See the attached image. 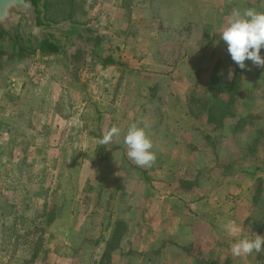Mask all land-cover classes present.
Instances as JSON below:
<instances>
[{"label": "rangeland", "instance_id": "obj_1", "mask_svg": "<svg viewBox=\"0 0 264 264\" xmlns=\"http://www.w3.org/2000/svg\"><path fill=\"white\" fill-rule=\"evenodd\" d=\"M256 2L248 4L256 6ZM245 5V0H46L49 20L67 16L77 23L97 20L95 28L103 33L102 46L97 58L94 52L83 53L87 65L73 59L70 71L58 60L0 69V264H89L108 239L117 217L126 221L128 236L127 241H121V251L131 247L132 254L119 255V263V257L114 258L116 264H195L209 255L216 257L218 264H264V250L241 256L231 251L240 239L264 237V119L256 114L243 126L214 133L207 122L203 123L207 117L199 113L201 102L196 101L210 82L209 68L214 60L223 59L227 64L220 68L224 78L229 75L227 68L236 64L226 48L199 42L194 31L210 28L214 41L217 35L213 33L222 31L233 9ZM184 27L192 32L188 38ZM202 48L213 50L203 62ZM107 56L115 64L100 62ZM245 64L242 73L246 77L253 78L263 70L250 61ZM199 68L202 70L197 73ZM132 85L139 89L134 88V94L129 89ZM148 85L154 89L151 97L157 105L171 104L168 110L128 107L129 99H135V105L148 98ZM207 97L210 99V91ZM254 98L250 104L257 111L253 112L262 115L258 112L263 108L259 96ZM121 101L125 106L117 108ZM130 110L141 121L152 118L154 125L169 118L152 129L159 132L152 138L147 132L152 142L157 138L162 151H168L156 155L154 164L163 158L167 160L163 169L173 170L184 158L181 148L196 154L188 153L182 161L187 160L184 174L196 176L198 196L206 195L217 183L214 197L221 201L205 217L234 207V218L242 222L239 229L230 230L222 220L215 222L214 232L205 227L208 222L197 219L204 215L205 207L218 203L215 201L194 204L190 203L191 195L183 207L174 205L171 211L181 215L179 222L184 225L177 230L167 219L168 199H156L152 205L132 201L124 192L125 181L132 187L150 186L164 177V170L139 167L127 155L121 156V151L127 152L123 140L130 124L110 119L117 111L126 115ZM113 126L122 131L118 136L122 150L117 137L110 144H100ZM161 127L166 129L158 130ZM241 127L251 131L242 133ZM169 128L176 138L164 136ZM58 130L61 132L54 134ZM239 133L243 141L261 136L247 156H242L244 142L236 140ZM207 135L211 139H206ZM246 146L251 148V142ZM259 178V198L251 202ZM224 181H229L228 185L221 188ZM235 183L241 189L234 188ZM226 194L231 196L228 201L222 198ZM148 206L156 213L150 214ZM194 226L195 236L188 238L189 244L184 243L182 234ZM36 237L40 251L32 261Z\"/></svg>", "mask_w": 264, "mask_h": 264}, {"label": "trees", "instance_id": "obj_2", "mask_svg": "<svg viewBox=\"0 0 264 264\" xmlns=\"http://www.w3.org/2000/svg\"><path fill=\"white\" fill-rule=\"evenodd\" d=\"M234 0H231L233 3ZM246 5L244 7L240 8V11H243L245 9H253L256 12H261L264 13V0H257L256 6L254 4H248L250 0H245ZM258 3V5H257ZM45 8H46V3H45ZM65 18H70V16H67ZM63 18V19H65ZM197 30V25L194 28ZM209 29H203L199 31L201 35H198V31H194L195 35L199 37V42H214L213 44L217 45H222L224 48L227 49L226 43L220 38L219 32L221 30L216 29V31L213 33L214 35L216 34L217 39L215 37L213 41V35L209 34ZM184 32H186L187 35H185V38H188L190 34L192 33L189 31L187 28L184 27ZM208 45V44H207ZM79 51L78 53H80ZM198 53V51H196ZM202 58L200 59L201 62H203L206 57L205 55L207 53H213V50H210V48H202L200 50ZM261 54L264 56V49H261ZM227 55L230 57V54L227 51ZM98 57V56H97ZM96 57V58H97ZM231 58V57H230ZM73 60V58H72ZM101 63L105 65H113L115 64V60L112 59V57L107 56L104 58L99 59ZM199 61V63H200ZM214 64L210 66V71L209 75L211 78L210 82L206 86V89H203V92L199 95V99H194L196 101L199 100L201 102V109L199 110V113H203L205 117H207V120L204 121L203 123L207 122L209 124L210 128L209 130L212 132H217L220 129H225L231 128L233 130L234 128H238L239 126H243L246 123H249L248 120L252 119L253 117L256 118V114H258V117H261L264 119V68L260 73H257L253 78L251 77H246L242 73V69H240L237 65L235 66H230L228 69L229 75L227 78L223 77L222 70L220 69L222 66L224 67L225 64L223 62V59H216L214 60ZM86 63V62H85ZM83 62V65H85ZM198 63V64H199ZM206 66V67H205ZM204 67L207 68V65ZM7 68V67H6ZM5 69V68H4ZM202 70V68H199L197 73ZM194 90L196 89L195 86ZM255 88H260V90H255ZM207 91H210V99L207 97ZM193 93V91H192ZM255 96H259V99L262 104V109L261 113H254L253 111H257V109L253 106V104L250 102L255 100ZM193 98V95H192ZM250 107V109H248ZM252 108V109H251ZM249 120V121H250ZM241 131L248 133V131L251 130H246V127L243 128ZM234 133V131H232ZM237 133V132H236ZM261 136H257L254 138V140L251 139H246V140H241V133H239L238 139H236L238 142L243 141L244 142V149H242V156H247V154L252 153L250 150L257 146L256 142H259ZM206 139H211L210 135L205 136ZM213 138V137H212ZM207 140V141H208ZM249 142H251V148L247 147L246 144L248 145ZM246 146V147H245ZM242 169V168H241ZM240 171H250V169H245V170H240ZM238 172V171H236ZM252 176V175H251ZM256 187L255 191L252 193V197L250 199L251 202L255 201L256 199L259 198V190L260 186L262 185V179H256ZM126 221L122 218H116L115 222L113 223L110 235L108 239H105L103 242V247L99 249L96 252V255L93 256L92 261L89 264H116L114 262V258L121 257L123 256H128L129 254H132V249H128L126 252L121 251L122 245L121 241L124 238L127 241V235H126ZM82 237V236H81ZM80 237V238H81ZM37 238V237H36ZM81 242V241H80ZM126 243V242H124ZM190 241L186 244H189ZM126 246V245H124ZM221 247V246H220ZM219 247V248H220ZM117 250L120 251V253H115ZM151 250V249H150ZM40 251V242L39 238L35 239L33 241V250L31 254L30 260H34L36 256L38 255V252ZM121 257H119L118 262H120ZM195 264H218L216 261V257H213L212 255L207 256L206 258L200 257L198 262Z\"/></svg>", "mask_w": 264, "mask_h": 264}, {"label": "water", "instance_id": "obj_3", "mask_svg": "<svg viewBox=\"0 0 264 264\" xmlns=\"http://www.w3.org/2000/svg\"><path fill=\"white\" fill-rule=\"evenodd\" d=\"M45 3L46 0H0V64L58 60L70 71L72 55L92 47L87 30L96 29L97 20L52 21L46 18Z\"/></svg>", "mask_w": 264, "mask_h": 264}, {"label": "crops", "instance_id": "obj_4", "mask_svg": "<svg viewBox=\"0 0 264 264\" xmlns=\"http://www.w3.org/2000/svg\"><path fill=\"white\" fill-rule=\"evenodd\" d=\"M86 65H87V63H85ZM149 74H152V73H149ZM154 82V81H153ZM138 85H136L135 87H134V85H132V86H130L129 87V89L131 90V93H133L134 94V88L136 89V90H139L138 88ZM154 88V87H153ZM164 88L166 89V90H168V87H167V84H164ZM147 90L149 91V95H147L148 96V98L145 100V101H143V102H137L135 105H134V103H135V99H129V101H131V103L130 104H128V107H132V108H137V109H140L141 107H143V108H147V109H149V110H152V109H154V108H159V110H162V111H166V110H168L169 109V107L171 106V104H163V102H158V104L159 105H157L156 103H155V101H154V99L155 98H153V95H152V97H151V90H152V92L154 93V89H152V86L151 85H148V88H147ZM109 92H107L106 93V95L108 94ZM156 100V99H155ZM116 106V105H115ZM124 107L125 106V104H124V102L123 101H121L119 104H118V106H116L117 108H120V107ZM128 112V111H127ZM109 118H111V117H109ZM168 119L169 118H167V117H165L164 118V120L163 119H160V121L159 120H157L158 122L154 125V122L152 121V118L150 119H145L144 121H146L148 124H149V127L146 129V133L148 132L149 134H150V136H151V138H152V136H154L156 133H159V132H151L152 131V129L153 130H155V128L157 127V126H159L160 127V125L162 124V123H165V121L167 122L168 121ZM111 121H113L114 123H116V124H120V125H122V123H128V124H131V123H133V122H136L139 126H143V124L141 123V122H143V121H141L142 119H140L139 117H136V116H134V111H132V110H130L129 112H128V114H126V115H124V113L121 115L120 114V111H117V113L115 114V117L114 118H111L110 119ZM171 120V119H170ZM70 118H69V124H70ZM175 122H177L178 121V119L177 120H174ZM57 124H60V121L59 122H57ZM177 124V123H176ZM164 129H166V127H161L160 129H158V130H160V131H162V130H164ZM171 129L169 128L168 129V132L166 131V132H164V136L167 134L168 135V138H170V137H172V139L175 137L174 136V132H172V130L170 131ZM61 131L60 130H58V131H54V134L56 133H60ZM122 132V131H121ZM160 134H162V133H160ZM183 135H184V133H182ZM172 135V136H171ZM177 135V134H176ZM178 136V135H177ZM180 136V135H179ZM55 138V137H54ZM58 140H60V137H59V135H58ZM176 138V137H175ZM117 139H118V137H117ZM156 139L157 138H155V140L152 142L153 143V149H152V151L155 153V155H160V153L161 152H163V153H167L168 151H162V149H161V146L162 145H160V143H159V141L158 142H156ZM180 139H182L181 137H180ZM184 139H185V137H184ZM187 142H189V141H187ZM117 143H118V147L120 148V150H122V147H121V144H120V142H119V139H118V141H117ZM116 143V144H117ZM164 144V143H163ZM186 145H188V143H185ZM160 145V146H159ZM171 145V144H170ZM170 145L169 146H167L168 148H171L170 147ZM176 145H179V144H176ZM118 147L117 146H115L114 145V147H112V148H116V150L118 149ZM180 150V149H179ZM178 150V151H179ZM112 151V150H111ZM178 151H176L175 152V155H177V152ZM109 151H106V153H108ZM127 153V152H126ZM126 153H124L123 151H121V156H126L127 154ZM180 153H181V155L180 156H183L182 154H184V158H182L181 157V159H180V161H181V163H179L178 165H175V167L174 168H176V169H166V170H164L163 168H164V164H167L166 162H167V160L166 159H163L162 158V161L160 162V163H157V164H154V165H152L151 167H146L147 169H152V168H154V171H157V170H161V169H163L164 171H163V174H162V176H164V177H162V179L160 178L158 181H153L152 182V186L150 185V186H148V185H143V184H135L133 187L132 186H130V184H129V182H127V181H125V183H124V185H123V188H124V192H126L127 193V195H129L131 198H133V200L132 201H134V200H137L138 201V199H139V201H141V202H139L140 204H145L146 203V201H149L150 202V204L152 203V204H154L155 202H156V199H164V198H166V199H168V200H165V201H169L170 203V206H168V208H167V212H168V214L167 213H165V214H167V219H169L170 221H173L174 222V226H175V228H174V230H177L178 228H177V226L178 227H180L181 226V222H179V220L182 218L181 217V215H179V214H175V213H173L171 210H172V207L174 206V205H178V206H184V201H186L187 200V198H190V196L192 195V196H194V197H191L190 198V203H197V204H206V202H210L211 201V203H212V201L214 202H218V203H214L213 205H214V207H212V204H210V203H208V204H210L209 205V207L208 208H204V210H203V212H205L204 213V215H202V216H198V220H200V221H205V222H208L206 225H205V227L207 228V229H210V230H213L214 232H216V228H215V222H219V221H224V222H226V227L227 228H229L230 230H232V229H239L240 227H241V223L242 222H238L235 218H234V210L235 209H233L234 207H231V208H228L226 211L227 212H220V214H217V216L216 215H212V217H205L206 216V213H207V211H209V210H213V208H217L220 204H221V201L220 200H217L216 199V197H214L215 195H216V191L214 190L215 189V187H217V183L216 184H212V186L209 188V190L207 191V193H206V195H205V193L203 194V195H201V196H198V193H197V191H198V187L197 186H195L196 184L194 183L195 182V180H196V176H194V177H191V176H188L187 174H184V172H183V168L185 167V166H187V164L185 163L186 161H184V162H182L185 158H186V156L188 155V153H190L189 151H188V149H186V148H181V150H180ZM192 153V152H191ZM190 153V155L191 156H194V155H196V154H191ZM164 163V164H163ZM158 167V168H157ZM152 178V177H151ZM153 179V178H152ZM171 180H173L174 181V184L171 182ZM224 182H226V183H224V184H220V187L222 188L223 186H227L228 185V183L227 182H229V181H224ZM231 182H233V181H231ZM234 183V182H233ZM236 184V185H235ZM234 185V188H236V189H241V187L237 184V183H235ZM172 185V186H171ZM130 186V187H129ZM219 186V185H218ZM220 188V189H221ZM206 192V191H205ZM229 197H231V196H229L228 194H226V195H224L222 198H224L226 201H228V199H229ZM240 197V195L239 196H237L236 198H239ZM232 199H235L234 197H232ZM203 202V203H202ZM189 203V204H190ZM151 204V205H152ZM159 205V204H158ZM158 207H160V206H158ZM148 208H149V206H148ZM152 207L150 206V214H151V212H153L154 214L156 213V211H152V209H151ZM163 209H164V206H163ZM232 209V210H231ZM156 210V209H155ZM186 211L188 212V213H191L190 212V210L188 209V208H186ZM203 212H202V214H203ZM232 212V213H231ZM224 214V215H221V214ZM181 214V213H180ZM182 214H183V212H182ZM198 215H199V213H197ZM226 214V215H225ZM201 215V214H200ZM204 217V218H203ZM221 217H223L222 219H221ZM225 217V218H224ZM118 218V217H117ZM119 218H121V217H119ZM128 219L130 218V217H127ZM216 218V219H215ZM203 219V220H202ZM163 220V219H162ZM162 220H160V221H162ZM160 221H157V223L159 224L160 223ZM156 221H154V223H155ZM244 222V221H243ZM140 222H139V220H138V222H137V226H138V228H139V226H140ZM167 226H170V222L168 221L167 222V224H166ZM201 225L203 226V223H201ZM182 226H184V225H182ZM181 226V227H182ZM154 228H155V226H154ZM232 228V229H231ZM190 229H192V230H190ZM187 228V233H186V231H185V233L184 234H182V235H184L186 238H184V243H188L189 241H190V239H188L190 236H193V234L195 233V230H196V226H194V227H192V228ZM227 230V229H226ZM129 234H130V232H128ZM195 236V235H194ZM193 236V237H194Z\"/></svg>", "mask_w": 264, "mask_h": 264}, {"label": "clouds", "instance_id": "obj_5", "mask_svg": "<svg viewBox=\"0 0 264 264\" xmlns=\"http://www.w3.org/2000/svg\"><path fill=\"white\" fill-rule=\"evenodd\" d=\"M219 34L227 45L231 59L240 69L246 68V60L264 68V56L261 54V49H264V13L253 9L243 11L233 9ZM141 123L143 126H139L136 122L128 126L123 142L127 146V156L137 166L151 167L156 155L152 151V140L146 133L149 124L146 121ZM120 133L118 127H111L104 133L100 144L112 143L114 137L120 136ZM262 250H264V237L260 235H256L254 239H240L231 248L236 256L259 253Z\"/></svg>", "mask_w": 264, "mask_h": 264}, {"label": "flooded vegetation", "instance_id": "obj_6", "mask_svg": "<svg viewBox=\"0 0 264 264\" xmlns=\"http://www.w3.org/2000/svg\"><path fill=\"white\" fill-rule=\"evenodd\" d=\"M99 21V20H98ZM90 34V43L92 45L91 48L87 49V50H82L80 53H77V54H74L72 55V58L73 59H77L79 60L82 64L83 62L85 63L86 60L84 58H82L84 56L83 53H88V52H91L95 54V56L93 57H97L99 55V52H100V49H101V40L103 39V33L101 31H98L97 29H94V30H87ZM4 66H7V65H4V64H0V69L2 70Z\"/></svg>", "mask_w": 264, "mask_h": 264}]
</instances>
